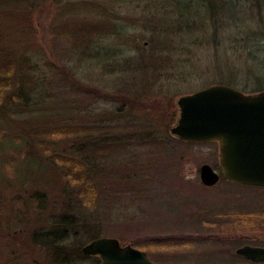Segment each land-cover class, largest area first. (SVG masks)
Masks as SVG:
<instances>
[{
	"label": "rangeland",
	"instance_id": "374dc122",
	"mask_svg": "<svg viewBox=\"0 0 264 264\" xmlns=\"http://www.w3.org/2000/svg\"><path fill=\"white\" fill-rule=\"evenodd\" d=\"M171 1L0 0L3 43L32 62L38 81L32 101L9 97L0 107V264H51L31 236L61 215L78 223L77 239L64 246L73 253L113 238L156 264H252L236 250L264 247V222L255 231L232 222L236 214L264 216V188L204 186L203 165L219 172L218 143L188 144L170 132L181 96L214 85L251 95L244 90L256 84V65L244 33L229 28L246 19L227 20L213 37L204 16L193 31L192 10L191 28L180 32L171 7L160 11ZM247 46L264 55L263 39ZM58 127L82 132L56 139ZM43 140L52 155L85 162L95 204L77 200L40 150ZM156 238L176 242L136 246Z\"/></svg>",
	"mask_w": 264,
	"mask_h": 264
},
{
	"label": "trees",
	"instance_id": "16d2710c",
	"mask_svg": "<svg viewBox=\"0 0 264 264\" xmlns=\"http://www.w3.org/2000/svg\"><path fill=\"white\" fill-rule=\"evenodd\" d=\"M169 6L171 7V13L177 15V19L181 20L180 26L176 28L180 30V32H182L184 28H191V24L186 20L189 14H192V10L193 31L198 27L197 19L204 16L208 19L213 29H215L213 37L217 36V31L220 26L222 28L225 27L227 20L228 22L233 21L239 16L243 17L242 19H246L245 25L240 23L233 28L229 27L233 30L236 29L237 33H244V39L242 41L246 43L245 47L249 50L247 53L253 57V62H255L256 65L257 72L254 73L253 78L256 84L251 90L244 91L250 94H258L264 91V86L258 84L264 75V55H257L251 50L252 46H247L252 42L255 44L258 40H264V0H172L171 2L161 3L160 11L165 14L169 13ZM2 38L3 35L0 29V107L9 97L15 101L26 104L30 100L32 101L35 93H38V81L34 75V65L29 59L15 58L3 43ZM198 40L199 39H197L195 43ZM91 42V40H85L82 43L85 44V47H89ZM176 115L173 110V122L177 121L178 116ZM81 132L82 130L76 127H58L51 130V136L56 139H63ZM37 144L40 145V150L43 154H48L47 156L59 167L65 184L74 191L77 200L82 205L95 204L97 200L95 186L93 183L90 184V186L85 184V182L89 180L93 182L85 162L77 157L66 155L65 153L52 155V149L45 140ZM32 153H34V149H32ZM232 219V222L236 226L234 229L240 230H259L262 229L261 225L264 222V216L255 213L242 216L237 214L232 215ZM75 223H77V221L73 216L61 215L52 221L50 228H47V230L43 229L32 234V244L45 250L49 255L48 258L51 259V264H84L89 261L93 262V264H100L101 260L99 257H88L83 254L82 249H79L75 253L64 249L66 243L77 239L78 232L74 233V231L78 229L73 228ZM77 226L78 223L76 227ZM175 242L173 238H156L150 241L148 240L147 243L142 246L139 244H136V246L142 250L149 251L151 248L162 247L165 246V244H175Z\"/></svg>",
	"mask_w": 264,
	"mask_h": 264
},
{
	"label": "water",
	"instance_id": "95a60500",
	"mask_svg": "<svg viewBox=\"0 0 264 264\" xmlns=\"http://www.w3.org/2000/svg\"><path fill=\"white\" fill-rule=\"evenodd\" d=\"M179 115L171 134L185 143L219 145V172L208 164L200 168L206 187L222 179L230 184L264 188V91L247 95L226 85H214L176 101ZM86 256L100 264H156L117 239L99 238L86 245ZM236 254L251 262H264V248L243 246Z\"/></svg>",
	"mask_w": 264,
	"mask_h": 264
},
{
	"label": "flooded vegetation",
	"instance_id": "af4514ba",
	"mask_svg": "<svg viewBox=\"0 0 264 264\" xmlns=\"http://www.w3.org/2000/svg\"><path fill=\"white\" fill-rule=\"evenodd\" d=\"M222 180V179H221ZM220 180V181H221ZM219 181V182H220ZM254 247H257V246H254ZM262 248H264V247H262ZM243 258V257H242ZM244 259V258H243ZM244 260H246V259H244ZM246 261H248V260H246ZM248 262H251V261H248ZM252 264H264V262H259V263H257V262H251Z\"/></svg>",
	"mask_w": 264,
	"mask_h": 264
}]
</instances>
